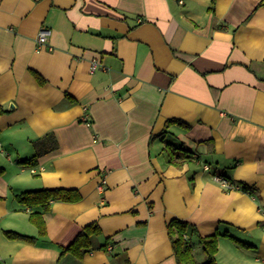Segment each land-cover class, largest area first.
<instances>
[{"label": "crops", "instance_id": "1", "mask_svg": "<svg viewBox=\"0 0 264 264\" xmlns=\"http://www.w3.org/2000/svg\"><path fill=\"white\" fill-rule=\"evenodd\" d=\"M260 1L0 0V264H178L179 217L218 234L219 264H264ZM46 139L57 146L21 163ZM168 143L196 159L171 164ZM56 187L82 199L52 201L40 236L17 196ZM93 222L84 257L62 255Z\"/></svg>", "mask_w": 264, "mask_h": 264}, {"label": "trees", "instance_id": "2", "mask_svg": "<svg viewBox=\"0 0 264 264\" xmlns=\"http://www.w3.org/2000/svg\"><path fill=\"white\" fill-rule=\"evenodd\" d=\"M257 6H264V0H261ZM178 124L183 128L190 126L181 120L171 119L167 125ZM36 153L21 160V163L36 165L37 159L44 153L52 151L57 146L54 140L46 139L35 141ZM165 153L168 155L171 164L177 167H182L185 163L192 162L196 158L191 149L183 145L176 146L174 143H168L164 148ZM4 168L0 166V174L4 172ZM227 179L233 188H238L251 194H255V188L246 183H238L222 176ZM193 183V178H191ZM19 202L30 209V221L38 228L39 235L45 236L47 234V223L44 213L51 209L52 201H65L77 202L82 199V194L77 188H41L36 190H28L17 196ZM168 234L172 243L173 251L178 264H219L217 261V253L219 248L218 234L209 236H200L197 228L192 223L180 219L173 218L167 223ZM101 228L97 222L87 224L83 230L76 236V238L67 246L62 247V255L71 253L79 258L92 248V239L94 236L100 235ZM9 237L15 239H23L29 242L37 240L35 236L21 234L15 231H6ZM196 237L201 242L204 253L206 254L205 262L198 263L194 256V243L193 239Z\"/></svg>", "mask_w": 264, "mask_h": 264}, {"label": "built area", "instance_id": "3", "mask_svg": "<svg viewBox=\"0 0 264 264\" xmlns=\"http://www.w3.org/2000/svg\"><path fill=\"white\" fill-rule=\"evenodd\" d=\"M180 3H184V0H179ZM50 34V30L46 27H43L40 32H39V36H38V42L39 44H45L48 41V36ZM100 67V62L98 59H93L92 60V65H91V70L95 71L96 69H98ZM206 169H209L208 165H205ZM33 172L35 171V169L32 170ZM214 179L217 180L219 183H221L225 188L231 189L233 188L232 185L230 184V182L225 179L222 176H218L215 175ZM105 182V180H104Z\"/></svg>", "mask_w": 264, "mask_h": 264}, {"label": "rangeland", "instance_id": "4", "mask_svg": "<svg viewBox=\"0 0 264 264\" xmlns=\"http://www.w3.org/2000/svg\"><path fill=\"white\" fill-rule=\"evenodd\" d=\"M0 166L4 168V166H2V165H0ZM192 241L194 243V256L196 258V261L198 263L205 262L208 257H206V254L203 251L201 242L199 240H197L196 238H194Z\"/></svg>", "mask_w": 264, "mask_h": 264}]
</instances>
